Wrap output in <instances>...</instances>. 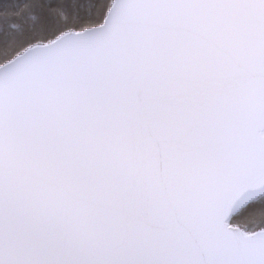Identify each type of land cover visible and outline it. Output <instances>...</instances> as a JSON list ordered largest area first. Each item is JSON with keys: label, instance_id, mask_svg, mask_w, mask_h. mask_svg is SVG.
<instances>
[{"label": "snow or ice", "instance_id": "obj_1", "mask_svg": "<svg viewBox=\"0 0 264 264\" xmlns=\"http://www.w3.org/2000/svg\"><path fill=\"white\" fill-rule=\"evenodd\" d=\"M0 264H264V0H0Z\"/></svg>", "mask_w": 264, "mask_h": 264}]
</instances>
